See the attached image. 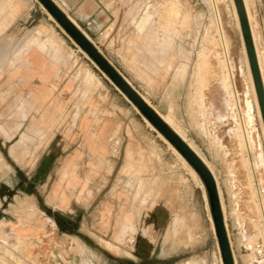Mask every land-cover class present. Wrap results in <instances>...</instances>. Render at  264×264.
Wrapping results in <instances>:
<instances>
[{
  "label": "rangeland",
  "instance_id": "obj_1",
  "mask_svg": "<svg viewBox=\"0 0 264 264\" xmlns=\"http://www.w3.org/2000/svg\"><path fill=\"white\" fill-rule=\"evenodd\" d=\"M109 1L120 20L101 52L211 167L248 264L237 221L264 233V211L226 126L242 111L264 157V121L235 1ZM246 1L264 67V0ZM37 46L58 69L29 65ZM227 56L239 104L223 87L234 120L215 128L203 93ZM167 143L38 0H0V264H223L204 182Z\"/></svg>",
  "mask_w": 264,
  "mask_h": 264
},
{
  "label": "water",
  "instance_id": "obj_2",
  "mask_svg": "<svg viewBox=\"0 0 264 264\" xmlns=\"http://www.w3.org/2000/svg\"><path fill=\"white\" fill-rule=\"evenodd\" d=\"M48 13L60 24L66 33L88 55V57L108 76L111 82L127 96L141 114L186 158L200 175L207 190L211 205V214L224 264H236L230 243L226 222L222 210L221 199L215 177L199 155L171 128L154 110L132 84L118 71L107 57L91 42V40L76 26L54 0H38ZM239 15L243 38L251 66V71L261 107L264 121V83L258 62L257 52L252 36L251 26L244 0H234Z\"/></svg>",
  "mask_w": 264,
  "mask_h": 264
},
{
  "label": "bare ground",
  "instance_id": "obj_3",
  "mask_svg": "<svg viewBox=\"0 0 264 264\" xmlns=\"http://www.w3.org/2000/svg\"><path fill=\"white\" fill-rule=\"evenodd\" d=\"M244 3H245V6H246V10H247V14H248V18H249V22H250V26H251L252 36H253L256 52H257V57H258V62H259L260 70H261L263 83H264V67L262 65V57H261L262 56L261 52H262V48L263 47L260 45V43L258 41L259 39H257V36L255 34V32H257V31H254V29H253V25L251 23V18L249 16V7L247 5L248 3H247L246 0H244ZM258 38H260V37H258ZM224 68H225V72H223V75H222L223 84H221V78L216 79V81L214 83L209 85V87L207 88V91H204V93H203L204 94V99H205V102H204L203 105L205 107V110H206L207 114H209L211 116L212 122H213V126L215 128H217L218 126H221V125H226L228 123V121H229V118H228L229 115H231L232 116V120H234V115H233L234 103H233L232 95L230 93L231 91H228V95L225 96L223 87L226 89V91H227V88H231L232 89V94H233V96H234V98L236 100V104L237 103L239 104V102H237L238 98H237V89H236L234 74H233L231 63L228 60V56H227V61H226V65H225ZM254 84H255L254 81L251 80V85H252V87L255 90V85ZM258 101H259V99H257V106H258V109H259L258 112L261 115L262 114L261 111H260L261 107H259L260 103H258ZM227 110H228V112H227ZM246 111H247V113H246L247 120H252L250 106L247 108ZM240 112H241L240 113L241 123H238V125H235V124L233 125L232 124L231 126H226V128H227L226 130H227V134L230 137H242L243 138L245 147H246L247 152L249 153V156L251 158L250 159L251 177H252V179L254 181H257V183L259 184V187H257V193H258V197H259V199H260V201L262 203V207H263V211H264L263 190L260 187V185L262 183V187L264 189V157H263V154H262L260 148L257 149V146H259V145L254 144L253 143L254 139L251 137V135L248 134V131H247V128H246V125H245V119L243 117L242 111H240ZM160 116L163 118V120L171 128H173V130L177 134H179L183 138V140L197 154L199 153L196 150V148L194 147V145L187 141V139L181 133L180 129H178L175 126V124L173 123V121L170 118H168L166 116H163V115H160ZM261 118H263V117L261 116ZM148 122L152 125V127L154 129H156L155 126L149 120H148ZM159 134L164 138V141L166 140L169 143V144L167 143L168 145H171L178 152V155L180 154L182 156V158L184 160H186V158L176 149V147L173 144H171L168 141V139L161 132H159ZM171 146H169V147H171ZM198 155H199V157H201L200 154H198ZM201 159L205 162V160L202 157H201ZM205 164L209 167L211 172L214 173L213 170L211 169V167L208 165V163L205 162ZM193 170L197 173V171L194 169V167H193ZM217 186H218V183H217ZM218 190H219L222 210H223V214H224L223 201H222L221 191H220L219 187H218ZM224 218H225V214H224ZM263 219H264V214H263ZM237 226H238V229L240 230V233H241V241L243 243V246H246L247 248L252 250L246 255L248 257V259L246 257V260L248 261V264H264V258H260V257H258L255 254V251H257L258 253L262 252V249L264 247V233H262L253 224H251L250 222H246V220H244L242 218L238 219ZM222 262H223V259H222Z\"/></svg>",
  "mask_w": 264,
  "mask_h": 264
},
{
  "label": "crops",
  "instance_id": "obj_4",
  "mask_svg": "<svg viewBox=\"0 0 264 264\" xmlns=\"http://www.w3.org/2000/svg\"><path fill=\"white\" fill-rule=\"evenodd\" d=\"M54 2L100 51L99 46H102L112 35V31L120 20L118 8L109 0H54ZM29 53L31 54L29 65L32 68L40 69L44 64L46 68L58 69V60L45 55V50L39 46L30 49ZM51 79L59 80L60 78L54 76ZM105 128L104 132H106ZM109 129L107 128V131Z\"/></svg>",
  "mask_w": 264,
  "mask_h": 264
}]
</instances>
